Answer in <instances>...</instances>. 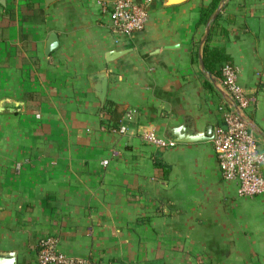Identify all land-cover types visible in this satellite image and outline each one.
Listing matches in <instances>:
<instances>
[{"label": "crops", "instance_id": "0c3cea01", "mask_svg": "<svg viewBox=\"0 0 264 264\" xmlns=\"http://www.w3.org/2000/svg\"><path fill=\"white\" fill-rule=\"evenodd\" d=\"M109 1L0 4V253L37 264L51 237L87 264H264V195L239 197L211 144L229 103L198 63L211 0H152L130 37L113 30ZM219 15L204 44L229 55L264 152V0Z\"/></svg>", "mask_w": 264, "mask_h": 264}, {"label": "built area", "instance_id": "2783aa9c", "mask_svg": "<svg viewBox=\"0 0 264 264\" xmlns=\"http://www.w3.org/2000/svg\"><path fill=\"white\" fill-rule=\"evenodd\" d=\"M109 1V0H107ZM152 0L143 4H134L132 0H111L110 21L113 30L123 36L130 37L141 32L147 20V8ZM219 85L229 98L223 107V120L213 130L211 144L216 156L218 169L223 181L237 182L239 197L250 198L264 195V152L248 128L243 112L250 106V99L237 82V74L233 65L227 63L221 69ZM124 118L130 120L131 114ZM124 135L127 126L119 121L114 129ZM143 140L158 149L173 148L175 143L160 138L154 132L146 131ZM37 264H87L83 259L65 255L57 248V242L51 237L42 239L37 245Z\"/></svg>", "mask_w": 264, "mask_h": 264}, {"label": "trees", "instance_id": "16d2710c", "mask_svg": "<svg viewBox=\"0 0 264 264\" xmlns=\"http://www.w3.org/2000/svg\"><path fill=\"white\" fill-rule=\"evenodd\" d=\"M220 1L221 0H211L210 5L208 7L201 9L197 27H203L206 25L211 15L219 6ZM7 18L13 19L11 12L10 14H8ZM219 18L220 15H218L217 18L214 20V22L211 24L210 32L213 30ZM7 35H8L7 28H0V40L5 39ZM230 60L231 59L229 55L225 52L223 48H217V47L210 48L207 44H204L202 48V61L205 70L209 72L215 79L218 80L220 78L221 69L225 64L227 63L231 64ZM207 84L210 85L209 83ZM26 98L30 103H34V102L38 103V101H41V98L37 94H28ZM38 105L39 104H34L27 107L28 109L27 111L31 114H35L37 112ZM118 124H119V120L114 123V127H117Z\"/></svg>", "mask_w": 264, "mask_h": 264}, {"label": "water", "instance_id": "95a60500", "mask_svg": "<svg viewBox=\"0 0 264 264\" xmlns=\"http://www.w3.org/2000/svg\"><path fill=\"white\" fill-rule=\"evenodd\" d=\"M228 1L229 0H221L219 6L214 11V13L211 15V17L208 20V22L206 23L204 34H203V37H202V39L200 41V49H201L202 45H204L206 39L209 36L211 24L214 22V20L217 18V16L221 13V11L223 10L226 2H228ZM0 4L1 5H5L4 0H0ZM50 40L51 41H50V43L48 45L49 51L51 49H53L54 44H55L53 38H51ZM198 63H199V66H200L202 74L212 83L214 88L222 95V97L225 100H227V99L229 100L228 96L217 86V82L212 77V75L209 72L205 71L204 64H203L202 57H201V53H199V55H198ZM250 129H251V127H250ZM252 131L256 132L253 129H252ZM0 264H16L15 255L13 253H0Z\"/></svg>", "mask_w": 264, "mask_h": 264}]
</instances>
